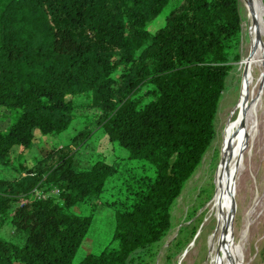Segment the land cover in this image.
<instances>
[{
	"label": "trees",
	"instance_id": "trees-1",
	"mask_svg": "<svg viewBox=\"0 0 264 264\" xmlns=\"http://www.w3.org/2000/svg\"><path fill=\"white\" fill-rule=\"evenodd\" d=\"M172 1L0 0V118L9 121L0 128V166L16 174L0 176V264H137L170 226L173 204L215 137L226 80L243 59L239 0H177L150 33ZM81 117L77 143L97 124L154 176L143 167L127 180L113 235L119 249L76 263L93 217L71 209L101 198L121 163L80 170L73 150L41 147L42 159L28 168L24 152L37 134L56 136ZM35 189L46 196L35 198ZM6 220L21 243L2 236Z\"/></svg>",
	"mask_w": 264,
	"mask_h": 264
},
{
	"label": "rangeland",
	"instance_id": "rangeland-1",
	"mask_svg": "<svg viewBox=\"0 0 264 264\" xmlns=\"http://www.w3.org/2000/svg\"><path fill=\"white\" fill-rule=\"evenodd\" d=\"M177 3V0L172 1L163 13L148 24L150 33L155 34L156 30L164 26L166 17ZM239 10L243 30L241 51L245 60L250 54L249 38L244 26L246 10L240 0ZM243 59L234 65L226 80L214 124L215 137L194 175L185 183L181 195L173 204L170 226L157 244L140 251L137 264H228L227 241L221 237L217 239V170L226 154L228 140L236 134L240 120L251 102L259 78V71L251 77L249 71L243 70ZM250 83L252 85L249 86ZM83 122L82 117L76 119L72 127L56 136L43 137L37 134L34 147L24 152L28 168L42 159L41 147H66L73 150L76 168L80 170L89 169L98 160H105L109 164L121 163L105 186L101 198L87 204L78 203L71 209L75 215L93 217V223L76 255V263L87 254H99L107 247L119 249L120 242L114 241L113 235L117 227L116 215L122 206L119 200L126 198L127 180L132 172L142 171L143 167L149 175L154 176L153 168L147 162L127 159L126 151L112 143L97 124L91 126L90 135L77 143L76 135L81 133ZM8 126L9 121L0 118V128L5 130ZM263 138L262 135L260 139L249 141L234 158L230 169L225 234L234 243V252L239 247L242 250L244 264H264V217L260 218L255 207L257 198L264 193ZM20 152V148H14L15 165L20 162L17 158ZM0 176L12 179L16 174L0 166ZM17 206L18 202L13 200L11 212ZM230 212L233 213L232 224ZM1 234L18 243L23 240L21 233L8 220ZM213 237L217 241L215 249L212 248Z\"/></svg>",
	"mask_w": 264,
	"mask_h": 264
},
{
	"label": "bare ground",
	"instance_id": "bare-ground-1",
	"mask_svg": "<svg viewBox=\"0 0 264 264\" xmlns=\"http://www.w3.org/2000/svg\"><path fill=\"white\" fill-rule=\"evenodd\" d=\"M246 10L244 23L249 38L250 54L242 63L243 70L249 71V76L254 77L259 71L257 85L253 89L251 102L240 120L236 134L232 135L226 146V154L217 170L218 199L216 214L218 216L217 239H225L227 244L228 264H244V254L240 247L233 251L232 241L226 233L227 207H228V183L230 169L234 158L239 151L251 140L264 137V0H240ZM258 77V76H257ZM252 85L251 83L249 86ZM254 87V86H253ZM252 89V88H251ZM252 93V92H251ZM264 142V138L262 140ZM264 190V189H263ZM260 218L264 217V193L257 198L255 203ZM231 213V212H230ZM233 213H231V224ZM248 244V243H247ZM217 245L213 237L212 248ZM235 247V246H234Z\"/></svg>",
	"mask_w": 264,
	"mask_h": 264
},
{
	"label": "built area",
	"instance_id": "built-area-1",
	"mask_svg": "<svg viewBox=\"0 0 264 264\" xmlns=\"http://www.w3.org/2000/svg\"><path fill=\"white\" fill-rule=\"evenodd\" d=\"M33 195H34V197L35 198H44L46 195L45 194H43L42 192H41V190L40 189H35L34 191H33ZM50 195L52 196V197H58L59 195H60V191H59V189L57 188V189H54V190H52L51 192H50Z\"/></svg>",
	"mask_w": 264,
	"mask_h": 264
}]
</instances>
